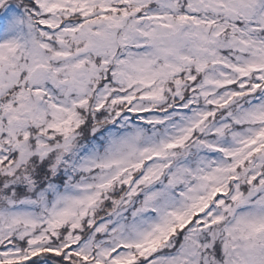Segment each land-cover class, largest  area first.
Wrapping results in <instances>:
<instances>
[{
    "label": "snow or ice",
    "instance_id": "1",
    "mask_svg": "<svg viewBox=\"0 0 264 264\" xmlns=\"http://www.w3.org/2000/svg\"><path fill=\"white\" fill-rule=\"evenodd\" d=\"M0 264H264V0H0Z\"/></svg>",
    "mask_w": 264,
    "mask_h": 264
}]
</instances>
